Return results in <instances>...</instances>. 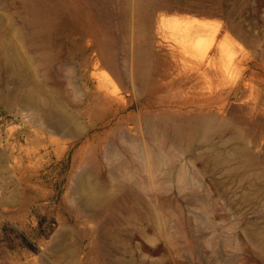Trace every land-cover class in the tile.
I'll use <instances>...</instances> for the list:
<instances>
[{
    "label": "rangeland",
    "instance_id": "rangeland-1",
    "mask_svg": "<svg viewBox=\"0 0 264 264\" xmlns=\"http://www.w3.org/2000/svg\"><path fill=\"white\" fill-rule=\"evenodd\" d=\"M18 34L36 79L61 89L86 131L65 136L21 107L0 59V264H264V0H0V35ZM168 116L193 128L208 119L212 131L189 149L164 133ZM119 121L175 168L144 218L108 209L89 220L72 192L78 153L110 131L112 148L128 147Z\"/></svg>",
    "mask_w": 264,
    "mask_h": 264
},
{
    "label": "bare ground",
    "instance_id": "bare-ground-1",
    "mask_svg": "<svg viewBox=\"0 0 264 264\" xmlns=\"http://www.w3.org/2000/svg\"><path fill=\"white\" fill-rule=\"evenodd\" d=\"M145 7L147 8V5L144 1L139 3L140 9H145ZM37 18L41 25H53L54 23L44 12H39ZM143 18L146 24L150 23L151 15H149V13H145ZM48 25L44 28H49ZM1 35V66L7 69L17 80V82H15L16 92L20 95L19 97H21L19 102L20 106L26 110L35 111L40 120L44 121L43 123H46L50 128L60 134L65 136H80L84 134L86 131L85 127L81 123L75 121V116L69 115L66 111L65 105L62 103L65 96L61 89H59L58 86H54V89L48 90L45 83L36 79L35 70L32 66V58L24 50L23 43L25 38L21 34H18V39L14 37L4 38ZM46 35H48L46 31L38 30L32 39L43 42ZM150 54L151 51L147 47L139 54L143 59V75L149 74L151 67ZM43 56L47 60L51 58L49 53H44ZM123 101L125 100L123 99L122 102ZM119 107L116 109L117 112L121 111ZM252 111H254V109ZM117 112L99 116L98 122L91 126L89 125L88 131L100 124L102 126H107L108 122L106 120L108 117L111 115L115 117ZM97 113L98 112H95V114ZM104 115L108 117L104 118ZM196 121L198 125L193 128L190 122H183V124H181L178 120L172 118V116H168V119L164 120L162 128L166 129H164V133L170 131L180 142H185L187 144L186 147L190 149L191 141L198 138L200 133L208 134V132L210 133L212 131L208 119L198 118ZM122 125L123 123L119 121L117 128L122 129ZM152 128L150 124H147V129L149 131L150 129L153 130ZM123 129L124 130H121L122 137L127 139V145H129L128 147L126 146L124 150L115 148L116 146L112 148L113 144L111 143H113L114 136L110 131L106 134L93 135L92 138L89 139L90 143H88V145H91H89L91 150L88 149V151H86V149H83L78 153L83 164H85V169L76 178L72 192L78 195L79 208L89 220L94 219L95 221V219H98V215L101 212L106 213L107 211H115V213L124 211L129 215L130 223L136 220L137 215L144 218L147 215L146 209L149 208V198L151 197L153 186L156 184L158 185L166 178L164 171L168 172L175 168L173 159L169 157L165 151L152 153L143 148L137 149L139 146H137L134 138L131 139L129 137L130 135L128 136L126 133V129ZM155 134L157 135L158 132L156 131ZM241 139L244 140L245 138L242 137ZM103 144L110 145V150H108L107 153L102 149ZM247 159L248 161L250 160V158ZM222 160L221 158H217L216 162L220 163ZM184 177L187 176L184 174ZM185 179L189 182L190 178ZM156 198H158V196H156ZM105 210L107 211L105 212ZM119 212L118 214H120ZM110 215L113 219L114 216L111 213ZM105 218L108 217L105 215ZM117 219L118 221H115L119 222V218ZM68 255L72 257L74 256V252L70 251Z\"/></svg>",
    "mask_w": 264,
    "mask_h": 264
}]
</instances>
